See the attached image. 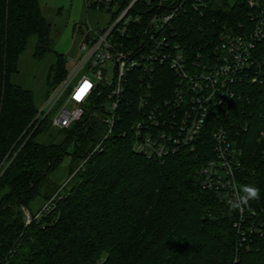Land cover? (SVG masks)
<instances>
[{
  "label": "trees",
  "instance_id": "16d2710c",
  "mask_svg": "<svg viewBox=\"0 0 264 264\" xmlns=\"http://www.w3.org/2000/svg\"><path fill=\"white\" fill-rule=\"evenodd\" d=\"M247 1L208 0L201 13L188 10L174 22L175 39L190 53H209L223 34L249 25ZM34 37L40 59L51 50V25L39 0H0V264H264V83L238 86L240 98L215 123L243 150L241 191L258 189L240 221L237 208L202 187L209 132L193 152L149 160L129 133L119 134L121 125L105 139V112L95 103L59 131L60 142H41L51 120L35 122L33 93L11 81ZM67 76L59 63L52 85ZM67 158L69 180L57 186L51 177ZM38 198L46 202L32 213Z\"/></svg>",
  "mask_w": 264,
  "mask_h": 264
},
{
  "label": "built area",
  "instance_id": "2783aa9c",
  "mask_svg": "<svg viewBox=\"0 0 264 264\" xmlns=\"http://www.w3.org/2000/svg\"><path fill=\"white\" fill-rule=\"evenodd\" d=\"M84 1L88 13L106 12L109 21L102 27L88 21L78 67L56 87L35 122L49 118L53 128L69 129L99 103L105 139L121 125L119 134L132 136L136 153L162 162L180 151L193 152L209 132L212 156L201 170L202 187L228 205L239 201L243 150L215 123L240 98L238 86L264 83V0H248L249 25L223 34L209 53H190L174 33L180 15L201 13L208 0H179L172 7L165 0ZM244 204L237 207L240 221ZM25 215L28 225L33 219L28 211Z\"/></svg>",
  "mask_w": 264,
  "mask_h": 264
},
{
  "label": "rangeland",
  "instance_id": "374dc122",
  "mask_svg": "<svg viewBox=\"0 0 264 264\" xmlns=\"http://www.w3.org/2000/svg\"><path fill=\"white\" fill-rule=\"evenodd\" d=\"M165 1L172 7L179 0ZM39 2L45 19L51 25V50L47 51L42 58H36V38H32L19 60V71L13 75L11 81L31 91L36 107L42 111L57 87L52 85L56 66L63 63L68 76L78 67L83 56L81 45L88 21L95 27H102L108 23L110 16L106 12L94 10L88 13L84 0H39ZM59 131L51 128L40 141L60 142L62 134ZM70 164L71 160L65 159L52 175L51 180L57 186L63 187L68 182ZM45 202L43 198H38L31 206L32 213H39Z\"/></svg>",
  "mask_w": 264,
  "mask_h": 264
},
{
  "label": "clouds",
  "instance_id": "9594fccd",
  "mask_svg": "<svg viewBox=\"0 0 264 264\" xmlns=\"http://www.w3.org/2000/svg\"><path fill=\"white\" fill-rule=\"evenodd\" d=\"M243 195L239 201H232L230 208L235 209L243 203H247L248 200L255 199L258 196V189L254 186H244L242 188Z\"/></svg>",
  "mask_w": 264,
  "mask_h": 264
}]
</instances>
